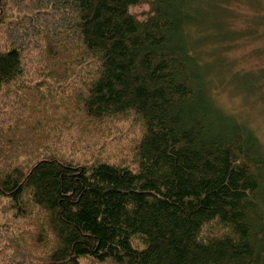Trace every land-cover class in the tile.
Segmentation results:
<instances>
[{
	"label": "trees",
	"instance_id": "trees-1",
	"mask_svg": "<svg viewBox=\"0 0 264 264\" xmlns=\"http://www.w3.org/2000/svg\"><path fill=\"white\" fill-rule=\"evenodd\" d=\"M216 6L0 0V264H264V142L216 95Z\"/></svg>",
	"mask_w": 264,
	"mask_h": 264
},
{
	"label": "rangeland",
	"instance_id": "rangeland-1",
	"mask_svg": "<svg viewBox=\"0 0 264 264\" xmlns=\"http://www.w3.org/2000/svg\"><path fill=\"white\" fill-rule=\"evenodd\" d=\"M211 3L217 6L203 23L207 26L200 35L208 39L204 58L210 64L228 61L217 71L216 95L226 110L246 120L264 142V0ZM252 25L257 38L247 35ZM235 29L243 32L238 35ZM228 42L233 45L230 49L221 48Z\"/></svg>",
	"mask_w": 264,
	"mask_h": 264
}]
</instances>
